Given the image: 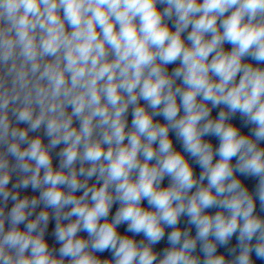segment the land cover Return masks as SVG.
Wrapping results in <instances>:
<instances>
[{
    "label": "clouds",
    "instance_id": "clouds-1",
    "mask_svg": "<svg viewBox=\"0 0 264 264\" xmlns=\"http://www.w3.org/2000/svg\"><path fill=\"white\" fill-rule=\"evenodd\" d=\"M257 200L264 0H0V264H255Z\"/></svg>",
    "mask_w": 264,
    "mask_h": 264
},
{
    "label": "water",
    "instance_id": "water-1",
    "mask_svg": "<svg viewBox=\"0 0 264 264\" xmlns=\"http://www.w3.org/2000/svg\"><path fill=\"white\" fill-rule=\"evenodd\" d=\"M225 48L230 50L231 45L226 44V45H225ZM252 63H255V62L252 61ZM168 67H169V70H171L172 68L175 67V65H169ZM141 103H143V102H141ZM218 113H219V108H213V109H212V112H211V115H212L213 117H216V116H218ZM154 119H156V120H158V121H160V122H162V123L165 122V121L163 120V117H161V116H157V117H155ZM131 120H132V114H131V109H130V110H129V114H128V124H129V126L131 125ZM234 122H235L237 125H240V124H241V121H240L239 117H236L235 120H234ZM241 127H242V131H244V132H246V133L248 132V128H243L242 125H241ZM36 134H37V133H36ZM38 134L43 135V129H41L40 132H39ZM169 135H170V137H171L172 140H173V145H174V147H175L177 150H179V151H183L182 144H181L180 141H178V140L176 139L175 133L172 132V131H170ZM205 139L210 140V141L213 143L214 147H218V145H219V141H218L217 138H215V137H207V136H206ZM45 143H47V138H46V137H45ZM59 147H62V145L59 146ZM58 151H59V148L56 149V150H54V152H53V163H54V166H57V167H58V165H59V160H58V157L56 156V152H58ZM185 155L187 156V153H185ZM214 159H218V157H214ZM189 160H190V163H192V166H193V169H194V173H195L197 176H199L200 172L202 171L201 168H200V166H199L194 160H192L191 157H189ZM234 162H235V161H233V163H234ZM242 179L244 180L245 184L249 187L250 191H253V192H254V191H255V186H256V184L258 183V179H257V178H242ZM93 182H94V180H93V181H90V183H93ZM169 182H170V181H169V178L165 177V179L162 181V186H167V184H168ZM25 194H28V195H37L38 193H32L31 188H29V189L21 190V196H23V195H25ZM78 194H79V193H78ZM142 204H143L145 207L148 206L146 200H145V201H142ZM256 205H257V207H256V212H257V214H259V215H261V216H264V212H261V211H260V204H259V201H258V200H257V202H256ZM40 207H42V205H41ZM118 207H119L118 204H114V205H113L112 210H111V212H110V218H111L112 216H114L115 211L117 210ZM39 210H40V208H37L36 211L38 212ZM208 211L214 213L216 210H215V209H210V210H208ZM187 219H188L187 217L182 216V217H181V220H180V222H179V226H180L181 228H191L192 234L195 235V228L187 224ZM54 225H55V221H54V220H50V223H49V230H48V232L46 233V239H48L50 243H54V237H53L52 234H51L52 231H53V229H54ZM21 228H23V225H21ZM118 230H119L121 233L126 232V230H127V225H126V224L119 225V226H118ZM168 231H170V229H167V230H166V235H167V232H168ZM128 234H129V235H132L131 233H128ZM82 235H84V234L82 233ZM137 239H138V240H139V239H142V236H137ZM232 244H235V237L233 238ZM165 246H166V238H165L164 241H161L160 244H158V245H156V246H154V247H156L157 249H160V248H163V247H165ZM57 247H58V245H57ZM97 255L102 256V257H109L111 254L108 253V252H105V253H98ZM253 259H254V261H255V264H264V261L256 260V258H255L254 255H253Z\"/></svg>",
    "mask_w": 264,
    "mask_h": 264
}]
</instances>
